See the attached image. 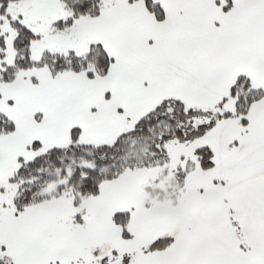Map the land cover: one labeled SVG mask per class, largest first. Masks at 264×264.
<instances>
[{
  "label": "snow or ice",
  "instance_id": "1",
  "mask_svg": "<svg viewBox=\"0 0 264 264\" xmlns=\"http://www.w3.org/2000/svg\"><path fill=\"white\" fill-rule=\"evenodd\" d=\"M0 264H264V0H0Z\"/></svg>",
  "mask_w": 264,
  "mask_h": 264
}]
</instances>
